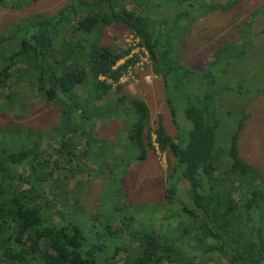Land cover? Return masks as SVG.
Instances as JSON below:
<instances>
[{"label": "trees", "instance_id": "trees-1", "mask_svg": "<svg viewBox=\"0 0 264 264\" xmlns=\"http://www.w3.org/2000/svg\"><path fill=\"white\" fill-rule=\"evenodd\" d=\"M36 1L0 0V8L24 12ZM242 1L65 0L9 25L0 35V114L41 97L59 119L47 131L20 116L14 127L0 126V264H264V176L239 154L245 116L225 130L223 109L233 87L241 100L264 91V65L249 41L217 40L196 84L177 50L195 20ZM168 4L170 19L152 18L151 9ZM114 23L147 52L174 125L189 127L182 135L172 138L162 116L152 125L144 100L119 83L138 60L126 58L131 47L100 42ZM109 121L122 125L112 137L96 136ZM152 142L172 164L163 203L144 219L129 203L111 206L105 185L119 186L126 164L143 162ZM84 175L99 197L94 216L70 191Z\"/></svg>", "mask_w": 264, "mask_h": 264}, {"label": "rangeland", "instance_id": "rangeland-1", "mask_svg": "<svg viewBox=\"0 0 264 264\" xmlns=\"http://www.w3.org/2000/svg\"><path fill=\"white\" fill-rule=\"evenodd\" d=\"M63 2L65 0H38L24 12L0 8V35L18 19L33 13L51 14L60 8ZM169 9L170 4L160 9H151V16L157 21L162 16L164 20L170 19ZM254 11L255 15L253 16ZM250 20L251 29L246 26ZM186 32L188 35L184 41L177 43L178 61L182 66L181 71L190 72L192 80L196 84L202 83L203 77L208 72L205 67L209 59L212 58L209 44L216 43L217 40L220 46L222 45L220 41L239 44L249 41V49L258 54V61H262L264 65V0H244L241 5H237L230 10L202 17L195 20L186 29ZM249 36H251V39L248 38ZM100 42L120 50L131 47V51L126 58L136 56L138 62L133 66H128L121 78V85L124 86V91L131 92L132 95L144 100L149 108L151 124L155 125L158 116H162L163 125L172 138L176 134L182 135L185 131H188L189 127L177 129L174 125L167 110L169 107L165 100L163 80L160 76L152 73L147 54L139 47L138 40L132 37L130 31L124 26L114 23L105 28ZM213 51L214 49L212 53ZM261 55L263 57L259 58ZM125 59L119 61L117 65L122 64ZM250 77L251 75L248 73L247 79L249 80ZM262 84L264 85V73L262 74ZM223 109L224 111L226 109L230 110L225 118V130H228L227 127L231 122L234 123L237 114L238 118L241 115L245 116L238 140L239 154L244 161L264 176V91L254 98L241 100L233 87L232 95L229 100L228 98L225 100ZM13 110H10L11 113L9 114H0V126L5 124L11 127L13 123L17 122V116H20L25 119V123L32 124V127L47 131L59 119L58 108L47 104L41 97H35L24 111L16 109L13 112ZM182 118H179L181 125H184L183 120L188 125L187 120L184 118L182 120ZM121 125L120 121L98 123L95 128V135L106 138L112 137ZM152 138L154 139V136ZM219 138L222 140L225 137L219 134ZM152 146L153 149H148L147 157L143 162L134 163L131 161L126 164L125 179L119 186L111 183L105 185L107 187L106 192H111V201L108 202L111 206H114V199L120 205L129 203L130 207L134 206L136 208L137 215L144 219H146L145 215L147 213L153 212L152 205L163 203L167 169L169 163L172 164L171 156L160 152L154 142H152ZM25 170L20 169L18 173L24 172V174H27ZM78 180L77 178L71 182V195L80 201L87 215L94 216L99 197H96L93 192H88L86 175L82 177L81 181ZM119 188H121V192ZM55 208L57 210L60 208L59 202L55 203ZM123 211L127 212L128 209Z\"/></svg>", "mask_w": 264, "mask_h": 264}, {"label": "clouds", "instance_id": "clouds-1", "mask_svg": "<svg viewBox=\"0 0 264 264\" xmlns=\"http://www.w3.org/2000/svg\"><path fill=\"white\" fill-rule=\"evenodd\" d=\"M143 52H145L144 49H143ZM145 53L147 54V52ZM147 57H148V54H147ZM148 63H150L149 57H148ZM150 69H151V66H150Z\"/></svg>", "mask_w": 264, "mask_h": 264}, {"label": "built area", "instance_id": "built-area-1", "mask_svg": "<svg viewBox=\"0 0 264 264\" xmlns=\"http://www.w3.org/2000/svg\"><path fill=\"white\" fill-rule=\"evenodd\" d=\"M123 76V75H122ZM122 78V77H121ZM121 78H120V80H119V83L121 84Z\"/></svg>", "mask_w": 264, "mask_h": 264}]
</instances>
